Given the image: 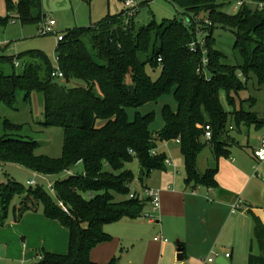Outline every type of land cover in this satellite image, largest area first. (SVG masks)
<instances>
[{
    "label": "trees",
    "instance_id": "16d2710c",
    "mask_svg": "<svg viewBox=\"0 0 264 264\" xmlns=\"http://www.w3.org/2000/svg\"><path fill=\"white\" fill-rule=\"evenodd\" d=\"M122 1L124 8L118 13L61 33L62 39L54 49L57 69H52L43 52L31 50L26 52L23 70L0 72L1 102L11 108L18 90L24 93L25 101H30L31 92H40L44 116L41 125L63 130L61 155L50 157L36 154L37 142L26 140L20 133L22 123L6 118L0 134V165L15 163L43 178L82 163L80 173L55 180L53 196L37 181L23 185L2 173L5 181L0 183V222L7 218L16 197L17 203L11 208L16 217L41 207L45 217L68 230L67 251L55 253L39 248L36 264H99L90 259L89 253L98 243L110 240L104 226L140 217L148 203L130 197L133 172L126 165L138 163L141 182L153 170H166V155L153 153L158 143L178 141L186 186L213 189L218 188L217 163L202 172L197 167L203 148L208 146L217 162L220 157L230 156L234 141L230 131L235 126H264V118L243 109L241 103L247 98H240L238 107L233 101L234 95L248 92L255 83L264 98V0H251L262 4L253 8L242 1L230 13L222 9L226 0H169L178 8L175 17L152 19L139 28L135 27L134 15L125 13ZM5 3L7 14L0 15V25L8 22L11 12L22 25L43 22L41 0ZM134 9L136 15L139 6ZM217 25L235 36L233 63L223 62L224 54L214 47L212 31ZM200 35H204L202 39ZM193 42L195 51L190 50ZM203 58H207L204 66ZM11 59L0 51V63H11ZM41 63L45 67L43 77L39 75ZM12 65H19L17 58ZM148 65L159 67L155 79L146 72ZM200 67L204 72L198 70ZM54 71L62 76L52 75ZM70 82L74 85L67 86ZM221 91L232 108L223 106ZM166 95L172 96L175 106L161 107V128H150L155 118L152 111H135L133 117L128 114L129 109L138 110ZM206 124L211 127L207 140L203 137ZM249 214L259 254L250 251L247 264H264V224L251 210ZM116 263L114 256L104 264Z\"/></svg>",
    "mask_w": 264,
    "mask_h": 264
},
{
    "label": "crops",
    "instance_id": "0c3cea01",
    "mask_svg": "<svg viewBox=\"0 0 264 264\" xmlns=\"http://www.w3.org/2000/svg\"><path fill=\"white\" fill-rule=\"evenodd\" d=\"M263 134L264 131L250 150L231 151L230 146V156L220 157L217 162L210 151L202 167H199L198 155L200 172L217 163L218 188L213 189L186 186L178 141L158 143L154 152H163L162 145L167 146L169 163L166 170H160L157 183L144 187L159 190V208L152 211L147 203L140 217L124 218V232L118 235L117 243H98L90 250V259L107 263L118 252L113 245L119 244L122 264H202L214 255V261L208 264H217L215 260L219 256L225 257L228 264H247L250 251L259 254L249 210L264 224V162L256 164L253 157ZM170 141L175 143L173 156ZM144 187L131 192L145 199ZM234 204H238L235 211ZM156 235L166 240H154ZM67 239L68 230L45 217L41 207L26 211L20 217L9 209L7 218L0 222V258L7 264H36L39 248L65 253ZM178 244L183 249L182 260L176 258ZM227 253L229 257L225 256Z\"/></svg>",
    "mask_w": 264,
    "mask_h": 264
},
{
    "label": "rangeland",
    "instance_id": "374dc122",
    "mask_svg": "<svg viewBox=\"0 0 264 264\" xmlns=\"http://www.w3.org/2000/svg\"><path fill=\"white\" fill-rule=\"evenodd\" d=\"M16 2L17 0H11ZM239 0H226V4L222 8L226 12H233L232 6ZM246 2L250 7L256 6L258 3L251 0H241ZM139 10L137 14L134 13L135 27L139 28L142 25L147 24L152 19L161 21L162 19L175 17L178 8L175 7L169 0H135ZM256 3V4H255ZM124 8L122 0H41V12L44 15L43 22L39 24H20L19 20L15 17L16 13L11 12L8 22L5 25H0V51L3 56H11L10 62L0 63V72L3 74H10L12 72H19L23 70L25 61H27V53L31 50H39L48 56L52 69H57V61L55 57V46L58 42V34L63 33L67 29H73L80 26H89L100 21L107 14L114 15ZM7 14V8L5 0H0V15L5 16ZM54 19L55 24L52 26V30L49 33H42L39 27H42L47 20ZM214 36V47L221 51L225 58L223 62L233 63V51L232 45L235 41V36L229 29H223L219 25L215 26L212 31ZM204 35H200L202 39ZM18 59L19 65L13 67L12 60ZM39 75L41 77L45 74V67L41 63ZM146 72L155 79L159 74V67L152 68L149 65L146 66ZM56 81H61L56 79ZM252 82V81H251ZM251 82H249V87ZM255 82V81H254ZM74 82H70L67 86H73ZM252 97V98H251ZM241 99L247 98L243 103ZM220 99L223 106L226 109L232 108L231 104L227 100V96L224 92H220ZM234 104L238 107L241 103L243 109L255 111L259 117L264 118V98L261 88H258L257 84L254 87L248 89V92H243L239 97L234 95ZM253 101V102H252ZM164 104H170L175 106V102L171 95H166L160 98L157 102L147 103L138 110L129 109L128 114L133 117L135 111L147 113L149 111L154 112L155 118L151 124L152 130L161 128L163 121L161 116V107ZM8 118L12 122L22 123L21 134L24 135L26 140H34L37 142L35 149L36 154L48 155L50 157H59L61 155L63 130L61 127H43L41 122L43 121L42 113V94L37 91H33L30 94V101L24 100V93L20 90L16 92V101L14 106L9 108L3 102L0 101V134L2 132L3 121ZM264 131V127L257 129L255 125L240 124L239 127L230 131V136L233 138L231 145V151L235 149L250 150L258 136ZM162 145V144H161ZM168 145L171 147V155L173 153V147L175 143L170 141ZM163 153L168 156L169 150H166L167 146L162 145ZM210 156V149L205 146L199 156V167L205 164L206 159ZM3 173H6L12 177L15 181L26 185L28 179L34 178L51 196H53L52 186L56 179L63 178L64 173L57 175H47L43 178L33 177V172L18 164L3 163ZM126 168H130L133 172V179L129 183L130 192L139 191L142 186L151 185V183H157L161 174L160 170H153L143 182L138 179L139 165L136 161L126 165ZM73 173H80L82 171V163H77L70 169ZM0 177L5 181V177ZM13 203H17L15 197ZM12 205L9 209L12 208ZM124 219H120L111 223H107L106 231L110 235V240L107 242L117 243L118 235L124 232ZM123 230V231H122ZM119 243V242H118ZM114 251H118L114 256L117 258L116 264H122L121 258L123 254L119 251V244H114ZM0 264H7L2 258H0ZM12 264V263H10Z\"/></svg>",
    "mask_w": 264,
    "mask_h": 264
},
{
    "label": "built area",
    "instance_id": "2783aa9c",
    "mask_svg": "<svg viewBox=\"0 0 264 264\" xmlns=\"http://www.w3.org/2000/svg\"><path fill=\"white\" fill-rule=\"evenodd\" d=\"M124 5H125V13L128 14V15H134V8H136V3H135V0H124ZM242 5V1L239 0L236 2V4L234 6H232L233 10H237V8ZM260 7L262 6V4H258ZM55 20L54 19H49L47 20V22L42 26L40 27L41 29V32L42 33H49L51 32L52 30V26L55 24ZM185 23H187L185 21ZM58 40H61L62 39V34H58L57 36ZM196 42H193L192 44H190V50L191 51H195L196 49ZM207 62V58H203L202 60V65L204 66ZM17 64V63H16ZM200 72H204L203 68H199L198 69ZM52 75H55V76H62V73L58 72V71H54L52 73ZM206 80H209V76L205 75L204 76ZM203 137L207 140L211 137V127L209 124H206L204 125V135ZM153 153H155L153 151ZM253 157L256 161V164L257 163H262L264 162V134L262 135L261 139H260V142H259V145L253 150ZM166 164L169 163V161L166 159L165 160ZM257 170V169H256ZM3 173V166L0 165V174ZM66 174H74L70 169L69 170H66L65 171ZM33 177H36L38 176V173L36 172H33ZM4 182V180L2 178H0V183ZM36 183V180L34 178H31V179H28L26 181V185H34ZM143 195H144V198L148 201L149 205H150V208L152 211H156L159 206H160V193H159V190L155 189V188H151V187H144L143 190ZM92 195H89V197H91ZM137 196V194L135 193H131L130 194V197H135ZM139 197V196H137ZM58 204L64 209V206L62 204V202H58ZM238 207V204H234L233 206V211H235ZM154 240H166V239H163L161 235H156L154 237ZM226 257H229V253H227L225 255ZM39 258H41V256L39 255L38 256ZM216 257V255L214 256H209L207 257L203 262L202 264H208L210 262H213L214 261V258Z\"/></svg>",
    "mask_w": 264,
    "mask_h": 264
},
{
    "label": "water",
    "instance_id": "95a60500",
    "mask_svg": "<svg viewBox=\"0 0 264 264\" xmlns=\"http://www.w3.org/2000/svg\"><path fill=\"white\" fill-rule=\"evenodd\" d=\"M129 89L130 90H133V86L130 85L129 86ZM263 196H264V191H263ZM182 252H183V249H182V246L180 244L177 245V248H176V258L177 260H182L183 259V255H182ZM215 262L217 264H228L227 260L225 257L223 256H219L216 258Z\"/></svg>",
    "mask_w": 264,
    "mask_h": 264
}]
</instances>
